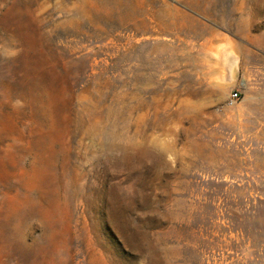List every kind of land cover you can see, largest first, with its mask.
Segmentation results:
<instances>
[{
	"label": "rangeland",
	"instance_id": "374dc122",
	"mask_svg": "<svg viewBox=\"0 0 264 264\" xmlns=\"http://www.w3.org/2000/svg\"><path fill=\"white\" fill-rule=\"evenodd\" d=\"M0 264H264V0H0Z\"/></svg>",
	"mask_w": 264,
	"mask_h": 264
},
{
	"label": "built area",
	"instance_id": "2783aa9c",
	"mask_svg": "<svg viewBox=\"0 0 264 264\" xmlns=\"http://www.w3.org/2000/svg\"><path fill=\"white\" fill-rule=\"evenodd\" d=\"M240 97H239V93L238 92H235V93H233V95H232V97H231V99L233 100V101H236V100H238Z\"/></svg>",
	"mask_w": 264,
	"mask_h": 264
}]
</instances>
